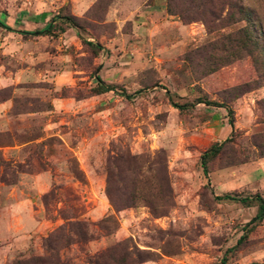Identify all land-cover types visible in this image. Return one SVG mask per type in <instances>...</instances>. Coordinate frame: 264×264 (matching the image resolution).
Instances as JSON below:
<instances>
[{
  "label": "rangeland",
  "instance_id": "1",
  "mask_svg": "<svg viewBox=\"0 0 264 264\" xmlns=\"http://www.w3.org/2000/svg\"><path fill=\"white\" fill-rule=\"evenodd\" d=\"M244 2L264 31V0ZM218 9L0 0L12 29L57 26L0 25V264L43 255V238L67 222L60 212L91 225L92 241L63 251L73 264L101 254V264H264L258 204L216 198H264L263 61L244 53L211 70L235 57L216 47L246 25ZM98 76L116 91L98 95ZM201 100L230 107L234 128L225 107ZM228 139L205 176L203 154Z\"/></svg>",
  "mask_w": 264,
  "mask_h": 264
},
{
  "label": "trees",
  "instance_id": "2",
  "mask_svg": "<svg viewBox=\"0 0 264 264\" xmlns=\"http://www.w3.org/2000/svg\"><path fill=\"white\" fill-rule=\"evenodd\" d=\"M199 5L204 6L207 8L209 14L212 16L214 11L219 8L223 11L226 6L229 8L228 17L222 19L221 15H218V20L223 22L224 20L228 21L231 25L238 24L240 22H245L246 25L242 29L236 32L235 39L230 40L228 45H225L223 48L217 46V51H226L231 52L234 54V58L226 57V59H215L214 65L212 67V71H216L220 66H226L239 60L243 57L245 53L246 56L253 57L255 62H259V58L263 61L264 66V46L262 45V40H264V31L261 19L259 17L258 12L245 4L244 0H195ZM169 12L172 13V10L169 5ZM218 9V10H219ZM220 16V17H219ZM61 24H67L72 28H79V23L70 16L64 17H57L56 19ZM207 22V21H206ZM207 24H209L207 22ZM0 25L5 29L10 31H14L24 35H52L54 32L55 27L54 24H49L44 27L40 31L35 32H25V31H17L12 29L11 27L7 26L0 20ZM94 49H100L98 44L88 43ZM228 46V47H227ZM209 49V48H208ZM215 50L213 47L210 51ZM264 73V71L262 72ZM263 74H261L262 76ZM264 80V75L262 76ZM98 85L95 88V92L98 95L115 92L116 88L110 84H107L101 77H97ZM125 94V93H123ZM199 104L204 103L206 105H212L217 107H225L229 115L231 117L230 124L234 128V118H233V110L228 107L227 105H219L218 103H212L208 100H201L198 101ZM174 107L179 110H185L190 108L191 105L185 104L181 105L179 103H173ZM231 140L228 139L224 144L218 145L215 144L209 150H207L202 156V167L205 176L209 174V162L219 156L226 147L227 142ZM54 196V193H50L45 195L44 203L45 205L48 203V199ZM218 201H225V202H236L241 203L243 205H251L254 203L258 204V213L253 218V222H261L264 220V198L257 195L254 197H239L235 194H225L223 196L216 197ZM61 217L66 220L67 222L54 230L50 233L47 237L43 238L42 246L44 248L45 253L43 255L38 256H30V257H21L12 262L11 264H73V262L64 256L63 251L70 249L74 244H82L86 242H90L94 239L91 225L85 221H69L68 218L63 212H60ZM91 257L88 259L89 264H101L102 256ZM117 259L114 256L110 257V261L108 264L116 262ZM224 264V263H223Z\"/></svg>",
  "mask_w": 264,
  "mask_h": 264
}]
</instances>
